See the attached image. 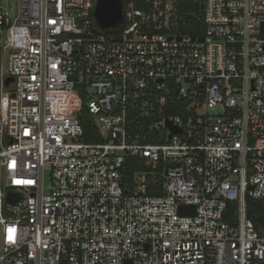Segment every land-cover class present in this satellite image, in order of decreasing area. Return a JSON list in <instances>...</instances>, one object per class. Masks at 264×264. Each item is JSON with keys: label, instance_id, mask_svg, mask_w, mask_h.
Wrapping results in <instances>:
<instances>
[{"label": "built area", "instance_id": "2783aa9c", "mask_svg": "<svg viewBox=\"0 0 264 264\" xmlns=\"http://www.w3.org/2000/svg\"><path fill=\"white\" fill-rule=\"evenodd\" d=\"M96 1L0 11V264H263L264 0H202V36L170 0L103 30Z\"/></svg>", "mask_w": 264, "mask_h": 264}, {"label": "trees", "instance_id": "16d2710c", "mask_svg": "<svg viewBox=\"0 0 264 264\" xmlns=\"http://www.w3.org/2000/svg\"><path fill=\"white\" fill-rule=\"evenodd\" d=\"M132 1V0H127ZM137 5H141L140 0H134ZM176 19L172 21V26L169 33L184 35L190 34L192 36H202L204 34V4L202 0H176L175 1ZM116 34L118 31H114ZM171 104H174L171 107ZM184 104L183 100L176 98L175 102H169L167 104L165 113H179L181 111V105ZM83 125L86 131L85 140L87 141H99V135L97 134L96 127L93 123L91 115L86 109H84ZM129 171L127 172V178L129 179L135 170H143L146 166L143 159L135 158L129 159L127 162ZM248 215L254 221V224L258 230L264 227V198L252 199L248 198ZM264 264V262H263Z\"/></svg>", "mask_w": 264, "mask_h": 264}, {"label": "water", "instance_id": "95a60500", "mask_svg": "<svg viewBox=\"0 0 264 264\" xmlns=\"http://www.w3.org/2000/svg\"><path fill=\"white\" fill-rule=\"evenodd\" d=\"M94 15L97 24L103 30H111L119 26L123 21L124 17V0H97L95 4ZM180 38V36L178 37ZM202 39V38H200ZM162 82V79H159ZM167 125L172 129L173 132H181L182 128L172 125L171 121L167 122ZM172 135V134H171ZM12 193L9 194V198ZM181 214H195V205L184 204L179 207Z\"/></svg>", "mask_w": 264, "mask_h": 264}, {"label": "rangeland", "instance_id": "374dc122", "mask_svg": "<svg viewBox=\"0 0 264 264\" xmlns=\"http://www.w3.org/2000/svg\"><path fill=\"white\" fill-rule=\"evenodd\" d=\"M175 1L176 0H170V7L173 8L172 13L175 12V6H174ZM18 6H19V0H0V11L2 10L7 11L11 15H14L17 12ZM3 42H4V38L2 35H0V44H2Z\"/></svg>", "mask_w": 264, "mask_h": 264}]
</instances>
